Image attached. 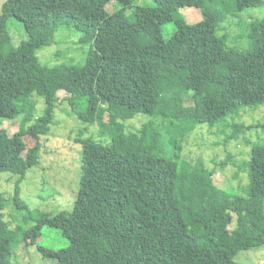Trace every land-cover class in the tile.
<instances>
[{
  "label": "trees",
  "instance_id": "16d2710c",
  "mask_svg": "<svg viewBox=\"0 0 264 264\" xmlns=\"http://www.w3.org/2000/svg\"><path fill=\"white\" fill-rule=\"evenodd\" d=\"M103 3L6 0L1 9L0 126L12 121L17 130L0 129V173L12 180L13 207L0 194V213L11 209L0 231V264H12L17 237L35 245L45 229L56 236L36 247L56 264H243L236 261L242 251L264 246V143L251 146L239 165L230 153L222 161L183 159L177 138L196 126L223 133L225 142L264 133V122L237 120L264 107V0H115L112 12ZM182 8L197 9L199 20L150 36L149 19L173 14L181 25ZM254 9L260 15L241 19ZM68 34L85 48L78 64H40L37 51L60 46ZM61 96L84 126L102 120L101 104L111 119L98 124L104 142L84 127L73 138L81 148L73 162L76 192L58 184L59 191L36 198L66 196L71 207L41 213L22 200V185L42 159ZM136 117L140 128L126 129ZM228 164L246 175L245 185L214 184ZM76 240L89 242L92 255L83 258Z\"/></svg>",
  "mask_w": 264,
  "mask_h": 264
},
{
  "label": "rangeland",
  "instance_id": "374dc122",
  "mask_svg": "<svg viewBox=\"0 0 264 264\" xmlns=\"http://www.w3.org/2000/svg\"><path fill=\"white\" fill-rule=\"evenodd\" d=\"M6 0H0V12L4 6ZM263 1V0H261ZM105 3V9L108 12H112L114 9L115 0H99V3ZM134 5L144 6L148 3V0H132ZM103 3V5H104ZM108 4V5H107ZM182 12L184 21L180 22L178 25L176 23L178 17L172 15L156 16L149 19L146 22V28L153 39H161L166 37L168 34L178 30L180 26L185 24H194L199 20V13L197 9L194 8H182L178 10ZM260 9L250 10L248 12L242 13L241 19L244 18L246 22L249 21L248 18L252 16L260 15ZM233 34L239 35V29L237 26L231 28ZM16 32V31H15ZM75 38L68 34L61 40L60 46L55 44L51 45L49 48H40L37 53L38 62L42 65H49L52 62L53 65H75L78 64V60L83 57L85 53V48L74 44ZM12 40L17 43L16 34L12 35ZM241 46L245 45L244 41L240 42ZM54 60H49L54 57ZM82 61V60H81ZM80 61V62H81ZM63 96L60 97V101L57 104L53 115V122L51 124L52 132L47 136V141L44 142L43 146L40 148L41 160L37 167L32 168L27 174V179L22 185V200L29 205L31 208L41 212V213H54L57 210L69 209L71 207L70 199H66V196L57 200H50L47 202H42L36 199L39 196L44 195L46 191L54 189L59 191L58 184L64 185V191L70 192L77 189V179L76 183L73 185L72 178L73 174L77 173V164L73 163L74 158L77 153L80 152L81 148L78 144L75 145L73 138L78 134V130H82L84 127L85 135L93 137L98 142H104L105 138L101 133L99 128V123H106L110 121V116L106 108H98L101 112L102 120L95 121L91 126H84L81 124L74 116L70 114L69 107L65 102L62 101ZM188 102L186 105H189ZM38 111L42 109V105H37ZM148 119L147 117L144 118ZM238 122L243 123L245 126H251L253 124L264 122V107H259L256 111L247 110L240 115L237 119ZM142 118L136 117L130 121L126 122V129L130 131L138 130L142 125ZM8 129L10 132H15L17 130V125L12 121L4 120L0 126V129ZM70 130H73L71 133ZM251 130L246 132L244 135L240 134L239 141H224V134L217 132L215 136L209 132V129L204 126H196L193 128L181 131L178 134L177 143L180 148L178 155L183 159L187 160H202V161H212L219 160L222 161L227 153H230L233 159L242 165V161L246 158L250 151L251 146L255 144L264 143V133L262 131ZM88 132V135H87ZM181 141H180V139ZM249 141V144H247ZM216 142V144H214ZM181 144V145H180ZM35 141L29 140V145L27 148L29 152L26 154L27 158L30 159V150L34 147ZM34 160H37V155L33 156ZM38 161V160H37ZM212 166V164H209ZM77 178V177H76ZM214 184L220 188H234L237 189L247 183V177L244 173L237 171L235 165L228 164L223 169L218 170L217 173L212 177ZM0 194L4 196L5 207L11 203L12 194V180H9V174L0 173ZM71 198V197H70ZM75 198V193L71 198L73 202ZM13 208V207H12ZM11 210L9 208L5 209L4 212L0 213V231L6 227V219L9 218L7 211ZM14 215L10 216V220H14V224H19L14 217L17 211L13 209ZM11 222V221H10ZM234 225H232L233 227ZM50 234L55 235V231L51 232V229H45L42 236L36 240L35 245L31 242L21 237H17L16 244L12 249V264H56L54 261L43 258L36 245L50 246V238L54 236H49ZM76 248L79 250L80 255L83 258H87L92 255L89 251V242L84 241L83 244H79V240L75 241ZM66 243V241H63ZM83 247V249L81 248ZM236 261L243 264H264V246L256 249H251L247 251H242V253L236 258Z\"/></svg>",
  "mask_w": 264,
  "mask_h": 264
}]
</instances>
